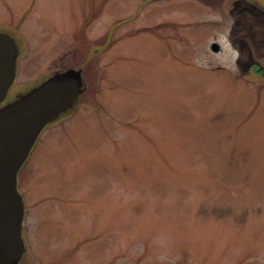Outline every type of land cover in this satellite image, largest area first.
I'll list each match as a JSON object with an SVG mask.
<instances>
[{
  "label": "rangeland",
  "instance_id": "rangeland-1",
  "mask_svg": "<svg viewBox=\"0 0 264 264\" xmlns=\"http://www.w3.org/2000/svg\"><path fill=\"white\" fill-rule=\"evenodd\" d=\"M99 1L6 94L82 66L18 175V264H264V78L235 62L229 0Z\"/></svg>",
  "mask_w": 264,
  "mask_h": 264
},
{
  "label": "water",
  "instance_id": "water-1",
  "mask_svg": "<svg viewBox=\"0 0 264 264\" xmlns=\"http://www.w3.org/2000/svg\"><path fill=\"white\" fill-rule=\"evenodd\" d=\"M231 11L229 41L239 70L245 73L255 65L264 76V8L235 0ZM210 47L219 49L216 42ZM15 58L12 38L0 33V264H17L24 252L18 169L44 126L66 112L83 88L81 69L67 68L1 104L15 76Z\"/></svg>",
  "mask_w": 264,
  "mask_h": 264
},
{
  "label": "flooded vegetation",
  "instance_id": "flooded-vegetation-1",
  "mask_svg": "<svg viewBox=\"0 0 264 264\" xmlns=\"http://www.w3.org/2000/svg\"><path fill=\"white\" fill-rule=\"evenodd\" d=\"M80 1L82 4L79 6V11L82 5L87 7L94 0ZM234 1L229 0V6L227 8V16L229 19L227 23V42L234 21L231 11ZM249 1L255 2L264 8V0ZM71 8L72 0H0V33L12 38L16 46V65H25V63L31 62L32 59V64L42 66L47 55L56 50L59 52L62 46L63 49L60 50L67 56V50L65 49L70 45L71 34L69 24L65 23V21L69 19L68 10ZM102 8L103 3L99 1L97 9H101L102 11ZM59 19L62 21L58 22ZM57 22L60 28H57ZM94 40L95 43L93 44H95V47L91 50L99 54L103 49L104 43L103 41L101 42L100 36ZM228 46H230L229 42ZM232 50L236 55V51L233 48ZM28 54L31 55L29 56ZM61 56L59 59H61ZM25 58H28L27 62ZM85 60L87 59L83 57L78 63L83 65ZM57 67L68 68L71 66H64L60 63ZM81 67L78 66V68ZM247 73H252L255 76L257 74L256 66L253 65ZM256 76L260 77L258 75Z\"/></svg>",
  "mask_w": 264,
  "mask_h": 264
}]
</instances>
